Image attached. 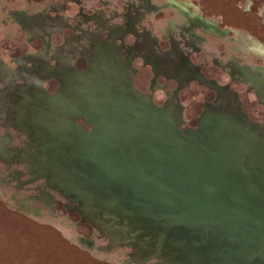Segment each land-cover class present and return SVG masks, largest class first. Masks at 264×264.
Wrapping results in <instances>:
<instances>
[{"label":"water","instance_id":"obj_1","mask_svg":"<svg viewBox=\"0 0 264 264\" xmlns=\"http://www.w3.org/2000/svg\"><path fill=\"white\" fill-rule=\"evenodd\" d=\"M193 1L221 28L264 47L206 0ZM106 81L88 99L91 131L41 137L38 169L80 202L78 213L32 198L1 157L0 204L97 262L264 264V135L238 110L205 114L198 128L182 130L176 102L157 106L129 82L118 90ZM181 101L195 125L200 94L185 90Z\"/></svg>","mask_w":264,"mask_h":264},{"label":"flooded vegetation","instance_id":"obj_2","mask_svg":"<svg viewBox=\"0 0 264 264\" xmlns=\"http://www.w3.org/2000/svg\"><path fill=\"white\" fill-rule=\"evenodd\" d=\"M200 9L193 0H0V157L16 165L17 186L78 213L80 202L38 169L41 137L91 131L88 99L107 79L157 106L176 102L182 130L238 110L264 135V47ZM185 90L200 94L193 126Z\"/></svg>","mask_w":264,"mask_h":264},{"label":"rangeland","instance_id":"obj_3","mask_svg":"<svg viewBox=\"0 0 264 264\" xmlns=\"http://www.w3.org/2000/svg\"><path fill=\"white\" fill-rule=\"evenodd\" d=\"M206 1L264 44V0ZM0 264L106 263L97 262L51 228L38 225L0 204Z\"/></svg>","mask_w":264,"mask_h":264}]
</instances>
